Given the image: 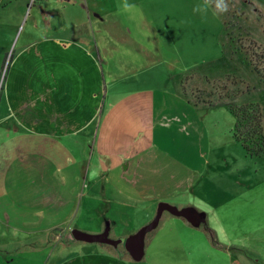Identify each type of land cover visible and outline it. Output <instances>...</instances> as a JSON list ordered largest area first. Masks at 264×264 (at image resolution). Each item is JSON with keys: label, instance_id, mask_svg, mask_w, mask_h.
<instances>
[{"label": "rangeland", "instance_id": "obj_1", "mask_svg": "<svg viewBox=\"0 0 264 264\" xmlns=\"http://www.w3.org/2000/svg\"><path fill=\"white\" fill-rule=\"evenodd\" d=\"M120 3L115 0L108 14L121 19L123 30L118 23L109 27L110 22L105 21L103 25L107 30L103 29L104 35L110 38V43H105L106 49L111 45L109 51L100 42L83 41L99 67L96 76L91 71V88L82 102L91 114L80 118V126L91 119L85 126L89 128L76 136L54 137L48 135L45 124L37 125L33 148L44 165L35 170V182L41 175L64 193L72 188L71 214L73 218L78 215L79 228L92 226L85 218L86 213L92 214L82 208L84 199L107 215L127 204L135 230L131 237L154 220L163 201L180 206L179 210L187 209L192 219L166 210L160 226L146 235L145 254L139 259L123 244L117 248L79 244L72 233L64 237L65 243L89 250L104 247L126 264H264V156H251L235 136L246 129L245 120L254 125L258 117L262 118L264 136V0H229L230 10L222 15L211 9L206 15L195 12L201 0H129L142 11L140 21L147 18L149 37L139 30V23L117 10ZM62 8L61 0H0V57L5 60L0 73L1 94L9 73L15 72L12 67L20 59L27 38L41 39L32 48L40 55L36 49L42 50V38L67 26L70 13L86 22L83 32H91L95 22L85 2L80 1L77 10ZM123 31L129 37L122 43L113 42L124 35ZM140 90L154 92L160 101L157 108L167 102L168 112L179 118L165 120L164 127L154 122L143 124V142L153 145L143 149L133 146L134 153L128 155L121 152L123 146L128 140L136 144L141 139L138 115L132 114V123L129 121L123 131L104 132L101 123L121 101L143 105L145 97L138 95ZM90 129L96 131L92 137L88 136ZM20 140L17 137L9 144H19ZM40 142L46 150L38 147ZM103 142L109 143L106 149ZM246 146L255 149L248 139ZM124 159L130 162V170L118 178L114 168L119 170ZM92 171L97 172L95 177ZM70 175L76 179L74 184L63 185L60 176L69 184ZM6 179L0 176V184ZM6 190L9 197L19 195L11 187ZM1 191L0 186V197H4ZM73 218L65 219L62 228L54 231L46 218L38 222L37 218L1 217L0 264H45L53 252L57 255L60 232L68 230ZM186 221L192 226H185ZM23 234L27 238H45L46 234L60 238L8 246ZM61 248L68 253L65 257L73 254L69 253L72 249Z\"/></svg>", "mask_w": 264, "mask_h": 264}, {"label": "crops", "instance_id": "obj_2", "mask_svg": "<svg viewBox=\"0 0 264 264\" xmlns=\"http://www.w3.org/2000/svg\"><path fill=\"white\" fill-rule=\"evenodd\" d=\"M61 1L63 3V11L71 7L73 10H77L76 6L80 1L86 3V8L91 16L90 19H94L95 22L94 26L92 25L91 32H83L82 29L86 26V22L82 19H75L77 17L73 13H70L69 24L67 26H61L55 34L42 38V50L39 47L36 49L40 55H36L32 48L41 39L30 40V38L26 37L27 39L22 43V49L18 55L20 59L16 62L15 67H12L15 72L7 74V87L3 89L2 94L0 93V159L3 158V161L0 160V176L7 177L6 181L0 184L2 187L1 192L5 194L4 197H0V218L13 217L22 219V221L37 218L38 222L46 218L48 219L47 226L51 227L54 231H59L62 228L65 219L70 220L74 217L71 214L73 213V198L71 197L73 190L70 188L68 193H64V190L59 189L58 184L45 181L46 179L41 175H39V180L35 182V170H39L38 167L43 166L44 163L35 157L36 152L33 148L34 132L37 125L45 124L50 130L48 135L71 137L80 134L83 129L89 128L85 126L90 125L91 119L85 126H80L82 121L80 118L83 116L88 118L91 114L82 102L85 94L91 88V71L96 76L99 67L96 58L91 55V52L83 41H89L95 45L100 42L101 47L108 52L111 45H108V49L105 48V43H110V38L103 33V29H105L103 28L104 22H110L109 27L114 23H118L121 25L122 30L124 25L117 15L111 18L108 14L109 9L115 5V0ZM140 14H142V11L136 9L134 14L130 15L126 13V16L128 20L135 21L136 24L139 23V30L145 32L149 37V22L147 18L140 21ZM128 37L124 32L121 38L114 39L113 42L118 41L122 43ZM19 41L20 39L18 40V44ZM136 50L138 51V49ZM4 61L0 57V73ZM104 73L106 78L107 71H104ZM111 73L113 72L111 71ZM139 94L145 97L143 105L121 101L117 103L113 112H108L107 117L103 118L101 123V129L104 132L110 129L111 131L113 129L123 131L127 124H129V121L132 123V114L138 115L139 122L137 128L140 131L141 139L136 144L133 139L128 140V143L123 146L124 150H121V152L128 155L134 153L131 151L133 146L134 148L137 146L143 149V146L150 148L153 145L143 142V136L141 135L143 130H145L143 124L150 125V123L154 122L158 125L160 123L164 127L166 124L165 120L172 117H177L176 120L179 118V115L174 116L168 112L165 107L167 102H164L161 107L157 108V103L160 104V101L157 100L158 96L154 92L140 90ZM128 97L124 96V98ZM149 98H151L150 102ZM130 110L134 112L130 113ZM51 122L56 123V125L50 126ZM95 132L93 129H90L88 136H94ZM132 134L136 135V131L132 132ZM17 137L21 139L19 144H9L10 140ZM40 143L41 145L38 147L42 151L46 150L45 144ZM108 146V142L102 143L104 149ZM124 162L125 159L124 161L120 160L121 164L118 165L119 170L114 168L118 173V178L120 175L124 177L130 170V162ZM118 163L119 161L115 162V165ZM121 169L123 172H121ZM60 179L63 185L70 187L76 181L75 178L71 179V175L69 177V180H71L69 184L61 176ZM35 185L37 189L32 191V187ZM28 186L31 187L30 192H28ZM8 187L12 188L13 193L18 192L19 195L17 194L15 198L9 197L11 194L6 190ZM7 197L9 199L5 201ZM163 202L175 205L171 201ZM175 207L179 208L180 206L175 205ZM82 208H85L86 211L89 210L88 213L92 214V216L87 213L85 214V218L92 222L91 227H77V215L73 218L74 221L68 227V230L60 232L61 238L58 235L49 238L48 234H46L45 238L41 236L27 238L23 234L20 237L21 239L10 242L8 246L10 248L19 247L26 246L29 243L36 244L39 241L49 242L50 240L56 242L59 237L60 244L57 249V255L54 256L55 252H53L50 257L46 258L45 264H50L52 259H55L53 264H126L117 255L110 254L104 247L89 250L82 246L75 247L73 244L67 246L64 237H66L67 233L71 234L74 229H80L90 234H100L109 230L110 237L114 234L115 238H129L135 232V230H132L134 222L131 220V216L127 215L129 206L123 204V209L112 210L107 215L106 213H102V208H95L91 202L84 199ZM37 213H42V215H37ZM111 214L113 216H110ZM94 217H98L99 220H96ZM161 221L162 218L158 227ZM184 224L185 226H192L187 221ZM23 225L27 227L28 224L27 222H23ZM72 225L75 226L71 227ZM124 231L129 232L125 233ZM14 237V239H17L18 236L14 235ZM76 242L80 244V241ZM61 247L72 249L69 253L73 251V254L65 257L68 253L65 254ZM223 254L225 256L223 258L228 261L225 253Z\"/></svg>", "mask_w": 264, "mask_h": 264}, {"label": "water", "instance_id": "obj_3", "mask_svg": "<svg viewBox=\"0 0 264 264\" xmlns=\"http://www.w3.org/2000/svg\"><path fill=\"white\" fill-rule=\"evenodd\" d=\"M166 210H169L171 213H173L178 217L183 216L189 220L192 219V216L187 211V209H183L184 210L183 211V210H179L177 207L171 204L161 203L159 205L158 214L154 218V220L151 223L144 226L143 228H141L134 237H129V238L121 237V238L113 239L110 237L109 230H106L105 232L100 234H90L78 229L72 231V236L76 241L85 242V243H99V244L109 245L115 248L123 244L126 246V248L128 249L129 253L133 258L139 259L143 257V255L145 254L144 242L146 235L158 227L159 222L163 216V213Z\"/></svg>", "mask_w": 264, "mask_h": 264}, {"label": "clouds", "instance_id": "obj_4", "mask_svg": "<svg viewBox=\"0 0 264 264\" xmlns=\"http://www.w3.org/2000/svg\"><path fill=\"white\" fill-rule=\"evenodd\" d=\"M118 8L121 12L132 15L135 13L137 6L129 3V0H121ZM210 9L217 15L226 14L230 10L229 0H201V3L195 6L194 11L206 15ZM96 175V171L91 172L92 177ZM37 215H42V213H37Z\"/></svg>", "mask_w": 264, "mask_h": 264}, {"label": "trees", "instance_id": "obj_5", "mask_svg": "<svg viewBox=\"0 0 264 264\" xmlns=\"http://www.w3.org/2000/svg\"><path fill=\"white\" fill-rule=\"evenodd\" d=\"M246 129L242 130L240 134H236V139L242 143L244 149L252 156H264V136L261 135V123L262 118L258 117L256 124L248 120H245ZM247 139L255 146V149H249L247 145ZM256 140V141H255ZM261 142V143H260ZM257 148V150H256Z\"/></svg>", "mask_w": 264, "mask_h": 264}]
</instances>
